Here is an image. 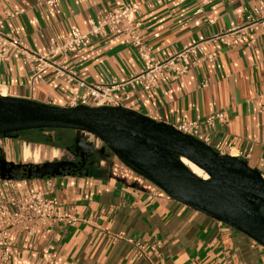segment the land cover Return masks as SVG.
I'll return each instance as SVG.
<instances>
[{"label":"crops","instance_id":"0c3cea01","mask_svg":"<svg viewBox=\"0 0 264 264\" xmlns=\"http://www.w3.org/2000/svg\"><path fill=\"white\" fill-rule=\"evenodd\" d=\"M40 1L0 0V16L7 9L25 10L5 19L3 30L40 54L63 42L73 29L86 31L90 19L128 3L140 5L142 37L159 58L242 26L248 15L264 9V0H55L53 5ZM205 49L215 53V61L204 60L179 77L168 72L153 91L129 86L114 95L120 106L172 124L226 111L229 120L224 126L204 127L212 144L231 148L230 155L240 154L264 174V31L244 30L236 44L210 43ZM63 61L92 83L113 76L125 79L145 65L135 47L108 32L69 51ZM30 75V67L16 59L0 65V79L12 96L66 106L74 93H84L78 85L54 76L33 86ZM205 81L207 86H202ZM78 150L90 159L80 172L15 179L40 190H46L51 179L60 209L73 208L80 220L75 225L58 222L34 235L13 234L9 264H151L137 258L130 241L137 239L161 240L163 264H264V246L168 196L97 138L85 136ZM4 152L16 160L15 149L8 146ZM112 234L123 238L114 241Z\"/></svg>","mask_w":264,"mask_h":264},{"label":"water","instance_id":"95a60500","mask_svg":"<svg viewBox=\"0 0 264 264\" xmlns=\"http://www.w3.org/2000/svg\"><path fill=\"white\" fill-rule=\"evenodd\" d=\"M38 129L72 130L75 150L89 135L168 196L240 231L264 246V174L239 157L123 106L75 107L0 95V136ZM15 134V135H14ZM69 146L67 149H70ZM184 159L197 166L205 178ZM24 168V171L22 169ZM83 170L82 162H0V179L57 177Z\"/></svg>","mask_w":264,"mask_h":264},{"label":"built area","instance_id":"2783aa9c","mask_svg":"<svg viewBox=\"0 0 264 264\" xmlns=\"http://www.w3.org/2000/svg\"><path fill=\"white\" fill-rule=\"evenodd\" d=\"M44 3L53 5L55 0L39 2L40 5ZM24 11V9H7L0 16V65L13 59L28 65L31 71L30 81L33 86L43 84L48 76L61 78L71 85H78L84 93H74L70 97L67 107L78 105L120 106L121 102L114 95L115 92L125 91L129 86H139L143 90L153 91L159 85V78L168 72L179 77L204 60L215 61V53L205 49L210 43L236 44L244 30L252 31L258 28L264 31L263 9L259 15H248L246 23L242 26L213 34L168 57L159 58L154 55L152 46L142 37L140 5L128 3L110 10L100 17L90 19L86 31L73 29L63 42L51 45L45 53L40 54L19 37L6 33L2 28L5 19L17 17ZM209 22L215 23V20L209 19ZM105 32L123 37L127 44L135 47L139 58L145 62V65L139 72L125 79L113 76L103 83L88 82L81 78L76 70L67 67L63 58L69 51L84 46L90 38H98ZM202 86H207V82H203ZM0 95H10L7 85L1 79ZM261 111L264 112V102ZM228 120L226 111H216L202 120H183L173 125L183 133L211 145L220 154H230L231 148L213 145L210 135L204 130L205 126H224ZM2 145V136H0V148ZM232 156L240 157V154H232ZM0 181V264H9L13 257V234L34 235L48 230L58 222L75 225L80 220L73 208L60 209L61 202L53 194L51 179L47 180L48 188L46 190L37 189L26 182L15 179H0ZM112 238L117 241L123 236L112 234ZM130 241L137 258H144L151 264H163L161 262L163 242L161 240L137 239Z\"/></svg>","mask_w":264,"mask_h":264},{"label":"rangeland","instance_id":"374dc122","mask_svg":"<svg viewBox=\"0 0 264 264\" xmlns=\"http://www.w3.org/2000/svg\"><path fill=\"white\" fill-rule=\"evenodd\" d=\"M65 133V131L67 130H61ZM15 135V134H14ZM16 135L18 136H2V141H3V145H2V149L6 150V148H8V146L13 150L15 149V153H16V160H19L20 162H27V163H39V162H43L46 160H50V159H58L60 157H62V153L63 150L66 146L71 145L72 142H75V134L72 133V137L69 138V141H67V145L59 148L57 146H53L51 143L47 144V143H40V142H34V139H40V138H46L45 135H41V134H33V133H24V132H19L16 133ZM67 135V134H65ZM63 135V137L65 136ZM57 139V138H56ZM58 142L56 143H62V140H56ZM30 146L31 149L33 150V152L35 151H39L40 152V158L39 160H36L35 156L33 155L30 159L25 160L24 159V155H23V150L25 148V146ZM69 147V146H68ZM58 149L60 151L59 153V157H53V150L54 149Z\"/></svg>","mask_w":264,"mask_h":264},{"label":"trees","instance_id":"16d2710c","mask_svg":"<svg viewBox=\"0 0 264 264\" xmlns=\"http://www.w3.org/2000/svg\"><path fill=\"white\" fill-rule=\"evenodd\" d=\"M24 133H33V134H41V135H45L46 138H40V139H34L33 141L34 142H40V143H51L53 146H57L59 148H62L64 146L67 145V141H69V138L72 137V133L74 131L72 130H67L65 131V133L63 131H61V129H38V130H28V131H22ZM67 134V135H65ZM63 135H65L63 137ZM58 140H62L63 142L62 143H56L58 141H56L57 139ZM74 144V142H72ZM71 143V144H72Z\"/></svg>","mask_w":264,"mask_h":264},{"label":"flooded vegetation","instance_id":"af4514ba","mask_svg":"<svg viewBox=\"0 0 264 264\" xmlns=\"http://www.w3.org/2000/svg\"><path fill=\"white\" fill-rule=\"evenodd\" d=\"M98 140L100 141V139H98ZM68 146H70L71 148L67 149ZM68 146H66L64 148L63 153H62V157H60L58 159H50V160H46V161L39 162V163L31 162V163H28V164H44L45 162H48V161H54V162L55 161H68V162H72V163L82 162L83 169H85L86 164L90 161V159H85L84 161H82L81 156L77 155L74 152V144L72 143L71 145H68ZM3 161L20 163L19 160H14V159L9 158V156L6 155L4 150L2 148H0V162H3ZM23 171H24V168L22 169L21 172H23Z\"/></svg>","mask_w":264,"mask_h":264},{"label":"bare ground","instance_id":"6f19581e","mask_svg":"<svg viewBox=\"0 0 264 264\" xmlns=\"http://www.w3.org/2000/svg\"><path fill=\"white\" fill-rule=\"evenodd\" d=\"M59 153L60 151L58 149H54L53 151V155L54 157H59ZM23 155H24V159L28 160L30 159L33 155L35 156L36 160H39L40 158V152L39 151H35L33 152V150L31 149L30 146H25L24 150H23ZM185 164H187L193 171H195L197 174L204 176L205 178H207L208 176L205 175V173H203L197 166H195L194 164H192L191 162H189L188 160L184 159L183 160ZM264 211V207L262 208Z\"/></svg>","mask_w":264,"mask_h":264}]
</instances>
